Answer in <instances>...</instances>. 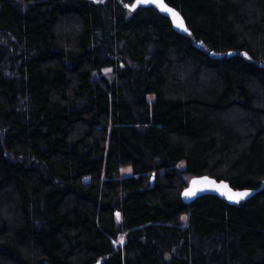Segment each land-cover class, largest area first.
Returning a JSON list of instances; mask_svg holds the SVG:
<instances>
[{"label": "trees", "instance_id": "trees-1", "mask_svg": "<svg viewBox=\"0 0 264 264\" xmlns=\"http://www.w3.org/2000/svg\"><path fill=\"white\" fill-rule=\"evenodd\" d=\"M132 1L0 0V264H264V188L181 197L264 181V0Z\"/></svg>", "mask_w": 264, "mask_h": 264}, {"label": "water", "instance_id": "water-1", "mask_svg": "<svg viewBox=\"0 0 264 264\" xmlns=\"http://www.w3.org/2000/svg\"><path fill=\"white\" fill-rule=\"evenodd\" d=\"M163 3L168 8H171L173 11H175L176 13L179 14V17L183 20V23H184L183 28L178 26L176 20L172 17V15L169 12L162 10V8L159 6L158 3L151 2V0H149V2H143V0H133L132 3L128 4V8L130 10H135L136 8L141 7V6H153L162 15L168 17L171 20L172 25L176 30L181 31V32L185 31V29L187 28V25H186L185 19H184L183 15L181 14V12L178 9H176L175 7L169 5L165 0H163ZM204 180L212 181L213 183H211V184L198 183L196 185L193 184V181H204ZM220 185H227V187L222 188V187H220ZM263 188H264V181L261 183L260 186L255 187V188H234L230 185V183L227 180L217 179L216 177H213V176L208 175V174H202V175L192 176L188 179L186 186L184 187V189L181 192V197H182L184 202L191 203L203 195L211 194V195L219 196V197L227 200L229 203H236L239 201L247 200V199L255 196L260 191H262ZM190 190L193 191L194 194L190 195V196L185 195V193L190 191ZM235 193H247L248 195H246L240 199H230L229 196L233 195ZM92 264H101V261H96Z\"/></svg>", "mask_w": 264, "mask_h": 264}, {"label": "snow or ice", "instance_id": "snow-or-ice-1", "mask_svg": "<svg viewBox=\"0 0 264 264\" xmlns=\"http://www.w3.org/2000/svg\"><path fill=\"white\" fill-rule=\"evenodd\" d=\"M143 2H149V0H143ZM151 2H156L159 4V6L162 8V10L166 11V12H169L172 17L176 20L177 24L179 27L183 28L184 27V23H183V20L179 17V14L176 13L175 11H173L171 8H168L164 3H163V0H151ZM186 30V29H185ZM198 183H206V184H211L213 183L212 181H207V180H204V181H193V184L196 185ZM220 187L222 188H226L227 185H220ZM194 192L193 191H188L185 193V195H193ZM248 195L247 193H235L233 195H230L229 198L230 199H240V198H243L244 196Z\"/></svg>", "mask_w": 264, "mask_h": 264}, {"label": "rangeland", "instance_id": "rangeland-1", "mask_svg": "<svg viewBox=\"0 0 264 264\" xmlns=\"http://www.w3.org/2000/svg\"><path fill=\"white\" fill-rule=\"evenodd\" d=\"M183 163H184V161H182V162L180 163V165L183 166ZM131 173H132V169H131L130 166L122 167V169H121V174H122L123 176L130 175Z\"/></svg>", "mask_w": 264, "mask_h": 264}]
</instances>
